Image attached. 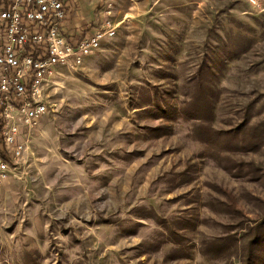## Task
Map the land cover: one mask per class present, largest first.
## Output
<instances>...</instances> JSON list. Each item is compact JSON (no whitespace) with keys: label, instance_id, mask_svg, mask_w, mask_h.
I'll use <instances>...</instances> for the list:
<instances>
[{"label":"rangeland","instance_id":"374dc122","mask_svg":"<svg viewBox=\"0 0 264 264\" xmlns=\"http://www.w3.org/2000/svg\"><path fill=\"white\" fill-rule=\"evenodd\" d=\"M103 1L115 37L45 82L0 186V264H243L264 219V0Z\"/></svg>","mask_w":264,"mask_h":264},{"label":"built area","instance_id":"2783aa9c","mask_svg":"<svg viewBox=\"0 0 264 264\" xmlns=\"http://www.w3.org/2000/svg\"><path fill=\"white\" fill-rule=\"evenodd\" d=\"M68 14L66 0H0V186L22 157L21 136L49 113L45 82L60 70L79 72L116 35L106 21L72 40Z\"/></svg>","mask_w":264,"mask_h":264},{"label":"crops","instance_id":"0c3cea01","mask_svg":"<svg viewBox=\"0 0 264 264\" xmlns=\"http://www.w3.org/2000/svg\"><path fill=\"white\" fill-rule=\"evenodd\" d=\"M66 3L69 14L65 22V33L72 40L93 34L106 21L112 22L109 18L106 20V12L110 9L102 10L106 3L103 0H66Z\"/></svg>","mask_w":264,"mask_h":264},{"label":"trees","instance_id":"16d2710c","mask_svg":"<svg viewBox=\"0 0 264 264\" xmlns=\"http://www.w3.org/2000/svg\"><path fill=\"white\" fill-rule=\"evenodd\" d=\"M243 264H264V219L250 229Z\"/></svg>","mask_w":264,"mask_h":264}]
</instances>
